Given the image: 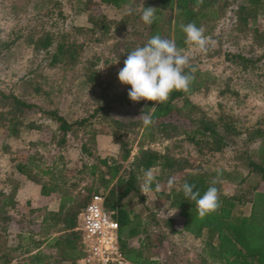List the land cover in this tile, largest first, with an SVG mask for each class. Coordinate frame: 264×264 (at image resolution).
<instances>
[{
    "label": "rangeland",
    "instance_id": "obj_1",
    "mask_svg": "<svg viewBox=\"0 0 264 264\" xmlns=\"http://www.w3.org/2000/svg\"><path fill=\"white\" fill-rule=\"evenodd\" d=\"M55 1L0 0V92L40 109L15 118L8 114L1 123L3 126L0 125V257L8 256V264H31L29 256L35 251L52 255L55 250L52 241L59 237L54 231L62 226H53L50 213L58 212L61 195L67 194L72 199L62 214L68 208L77 210L78 204L98 191L103 198L108 196L116 181L104 186L109 176L99 162L108 160L111 165L114 159L123 169L132 170L130 163L140 148L186 160L190 168L186 174L199 171L212 175L224 171L228 177H220V195L243 196L248 189L251 191L259 178L249 174L246 165L248 161L260 163L264 156V137L249 139L254 130L264 131V36L261 34L264 0L254 10L255 20L251 19L247 27L236 25L232 19L233 10L246 0H236L234 9L230 7L227 13L224 10L218 19H207L204 33L210 41L205 53L194 45L182 49L190 56V66L197 68L199 90L188 96L196 109L187 106L181 115L188 120L217 123L218 130L229 123L234 129L230 131L233 137L218 152L205 146L206 139L196 137L199 142L202 140L201 145L188 139L191 133L185 132L197 127L186 124L188 121L174 123L175 129L167 128V139L150 126L146 128L142 123V117L146 116L144 100L131 101L128 97L131 86L118 80L128 53L148 41V25L141 20L139 11L146 0H130L128 6L119 9L100 6L92 0L93 13L105 16L111 23L104 36L99 32L75 34L73 28L84 25L85 17L81 19L73 14L71 0H57L61 3L57 7ZM52 7L64 13L65 21L55 17L46 21L36 18L43 17ZM128 7L131 13L127 12ZM164 15L167 17L163 38L172 40L173 16L167 12ZM34 27L38 35L45 30L68 31L71 40L83 44L77 62L72 66L47 67L45 51H34L26 41L29 36H36L30 32ZM255 28L259 34H254ZM235 55L242 56L245 62L234 59ZM87 74L96 76L92 86L84 83ZM6 103L0 101V112L8 111ZM174 104L182 107L179 100ZM49 111H56L70 123L87 121L83 127H74L66 134L65 142L58 144L61 133L58 124L45 114ZM15 121L19 122L18 126H14ZM121 143L130 151L124 163H121ZM18 165L23 167L22 173ZM151 170L156 177L151 192L141 191L144 179L141 172L135 183L138 193L120 199L133 224L141 225L139 240L150 241L147 255L157 258L160 264H209L205 235L193 239L188 234L177 233L181 220L178 211L169 206L166 194L178 190L182 182H176L169 190L168 177L161 176V169ZM156 182L161 185L160 191L155 190ZM41 185L48 194H42ZM52 187L58 191L50 192ZM114 190L118 196L121 194V188L115 186ZM7 197L12 199L11 204L3 201ZM244 198L237 209L247 215L251 195ZM168 218H177L176 233L164 226ZM131 242L132 246L136 245V237ZM28 251L31 253L26 255Z\"/></svg>",
    "mask_w": 264,
    "mask_h": 264
},
{
    "label": "trees",
    "instance_id": "obj_2",
    "mask_svg": "<svg viewBox=\"0 0 264 264\" xmlns=\"http://www.w3.org/2000/svg\"><path fill=\"white\" fill-rule=\"evenodd\" d=\"M71 1L74 2L73 14L77 17H85L86 19L84 25L80 24L82 26L73 28L75 34H95L98 32L101 36L108 34L111 23L105 16L95 15L93 13V6H90L92 0H86L85 2L82 0ZM95 3L100 6L119 9L123 8V6H128L130 0H96ZM235 3L236 0H231V2H228V0H202V3H199L198 0H146V2L140 6L139 11L142 14L143 8H156L155 19L151 25H148V40L157 34L162 38L164 37L165 20L167 17V15H164V12L173 16L172 40L175 41L179 49H184L187 44L185 43V34L180 29L181 24L194 22L197 27L204 28L209 22L207 19H218L223 14L224 10H226L227 13V10ZM262 3L263 0H246L242 6H237V8L233 10L234 15L232 16L235 24L247 27L251 19L252 21L255 20V18L252 17L254 10L256 11ZM54 5V7H57L60 6L61 3L56 0ZM54 7L43 15V17L46 18L42 16L36 18L41 21H46L45 19L49 17H55L57 20L62 19V21H65L64 13L60 9ZM168 28L170 29V26ZM35 29H37V27H34L30 32L36 36L31 35L26 41L33 47L34 51H45L47 55V67L54 68L59 65L72 66L77 62L78 56L82 52L83 44H79L73 39L71 40V35L68 31L65 32V30H61L60 32H51L45 30L41 31L40 35H38L39 33H37ZM257 30L255 28L254 34H259ZM261 34L264 36V30L261 31ZM233 58L245 62L240 55H235ZM188 72L189 68H186L185 73ZM197 75V72H195V79L191 83L188 92L174 90L165 103L158 104L155 101L144 100L142 103V105H144L143 113L152 116L154 123L150 127L157 131L158 134H162L165 139L168 138L166 132L167 128L173 127V129H175L174 123L188 121L186 124L191 123L192 126L197 125L196 129L193 128L194 130L185 132L186 134L191 133L188 135V139L197 145H201L202 140L199 142V140H196V137L206 139L204 141L205 146L211 147V151L218 152L228 144L227 139L233 137V135L230 134V131L234 130L232 126H230L229 123H224L222 126L223 129L218 130L219 126L217 123L208 120H188V118L181 115V110L187 108V106L192 110L196 109L188 100V96L199 90ZM95 78L96 76L94 77L87 74L84 83L92 86ZM178 100L182 102L181 108H178V106L174 104V102ZM0 101L7 102L5 107L8 108L7 112H0L1 127L3 126L1 123L5 121V117L8 114L15 118L33 109L40 111L39 108L32 104H26L15 96L6 95L1 92ZM154 106L156 108L153 111L152 107ZM45 114L58 124V130L61 133L58 144L65 142L66 134L72 131L74 127H83L87 121L86 119H82L70 123L56 111L45 112ZM18 125L19 122L15 121L14 126ZM13 131L16 133V130ZM256 136L258 138L264 137V131L261 130V128L254 130L253 133L249 134V139ZM83 148L86 150L85 146H83ZM120 149L123 152L121 163L127 162L130 157V151L126 149L125 143L120 144ZM99 163L106 169L105 175L109 176V180H104V186L107 187L110 182L116 181L115 186L121 188V194L119 196L116 194L114 186L113 189L110 190L109 195L104 197V209L113 214V219L119 225V251L127 264H160L157 258L147 255L148 248L151 247L150 241L148 238L146 239L148 241L139 240L138 235L141 231V225L138 223L135 225L133 224L130 212L120 202L121 198L133 192L138 193V189L135 186L137 175L144 172V170L153 169L155 167L161 169V176L168 177L167 179L174 176L176 182H182L178 190L173 189L166 194L169 206L174 210L178 209V219L181 220L180 229L177 232V218H168L164 225L166 228L174 233L188 234L193 239H200L205 235L206 240L204 244L205 247L208 248V257L206 258L211 261L209 264H264V156L260 163L248 161L246 165L248 173L254 174L259 178V181L252 187L251 191L248 189L243 196H226L219 194L220 207L215 212L203 218L198 216L195 202L184 197L182 185L185 182L194 184V191L198 190L201 195H203L213 179L211 176L217 177L219 175L220 178L226 175V177H228V174L224 171L214 172L212 175H207L199 171H191L186 174L185 171L190 169L186 160H176L171 158L168 154H160L156 151L143 148L139 149L138 155L130 163L132 170L123 169L122 165L115 162L114 159L111 160V165L108 160H102ZM17 169L20 173L24 171L21 165H18ZM215 186L219 191V184ZM152 188H154L153 184ZM41 189L42 194H48L47 188L44 185H41ZM57 191V187H52L50 189L52 193H56ZM249 194L251 198L247 203L250 204V209L246 215L240 213L237 208L242 204L245 199L244 197ZM66 195L67 194L61 195L58 212L50 213L52 220H54L53 226H62V229L57 231V233H61L60 235L64 234L65 236L59 235L58 238L52 241L53 243L51 245L57 252L56 257H58L54 263L76 264L83 256L80 244V233L75 230L77 228L76 220L78 214L84 210L93 195L87 197L83 203L78 204L77 210L73 211V208H68L66 213L62 214L66 206L72 203V199ZM95 195L102 197L103 194L98 191ZM3 201L8 204L12 203L10 197H7ZM134 237H136L137 243L132 246L131 240L134 239ZM206 251L205 253H207ZM28 253L30 254L31 252H26V255ZM7 257L6 255H2L0 257V264H8L10 259ZM29 257V262L31 264H44L49 262L48 259H52V257L40 252V250L37 252L35 251V254Z\"/></svg>",
    "mask_w": 264,
    "mask_h": 264
},
{
    "label": "clouds",
    "instance_id": "obj_3",
    "mask_svg": "<svg viewBox=\"0 0 264 264\" xmlns=\"http://www.w3.org/2000/svg\"><path fill=\"white\" fill-rule=\"evenodd\" d=\"M198 2L202 3V0ZM131 11L132 9L128 7L127 12L131 13ZM155 15L156 8H143L141 20L151 25ZM180 29L185 34L187 45H194L201 53L208 50L210 37L205 36L203 27H197L194 22H190L181 24ZM186 68H189L188 73H185ZM196 71V67L190 66V56L185 54L184 50L179 49L174 40L162 38L157 34L152 36L144 46L137 47L128 53L124 60V67L118 72V80L121 84L131 86L128 91L131 101L139 102L143 99L162 104L167 102L174 90L188 92L195 79ZM155 108V106L152 107L153 111ZM142 123L146 128L151 126L154 123L152 116H143ZM154 181L156 177L152 170H144L141 191L151 192ZM220 182L219 175L213 178L203 195L198 190L194 191V184L185 182L182 185L184 197L195 202L200 218L215 212L220 207L219 191L215 186ZM175 183L176 178L170 177L167 180L168 189L171 190ZM160 189V183L156 182L155 190L160 191Z\"/></svg>",
    "mask_w": 264,
    "mask_h": 264
},
{
    "label": "built area",
    "instance_id": "obj_4",
    "mask_svg": "<svg viewBox=\"0 0 264 264\" xmlns=\"http://www.w3.org/2000/svg\"><path fill=\"white\" fill-rule=\"evenodd\" d=\"M83 256L78 264H127L118 246L119 225L104 209V198L93 195L77 219Z\"/></svg>",
    "mask_w": 264,
    "mask_h": 264
},
{
    "label": "crops",
    "instance_id": "obj_5",
    "mask_svg": "<svg viewBox=\"0 0 264 264\" xmlns=\"http://www.w3.org/2000/svg\"><path fill=\"white\" fill-rule=\"evenodd\" d=\"M79 18H81L82 19V17H79ZM52 207V206H51ZM48 209V208H47ZM80 214V213H79ZM78 214V215H79ZM77 219H78V217H77ZM76 223H77V220H76ZM59 227V226H58ZM54 228V227H53ZM57 231H59V230H57V228L55 229V231L54 232H56L57 233ZM61 233H58L57 235H60ZM56 235V234H55ZM56 255H57V252L55 251V250H52V255H47V256H49V257H52V259H48V261L49 262H51V264L52 263H54L55 262V260L57 259V257H56ZM47 263V262H46ZM79 263V262H78Z\"/></svg>",
    "mask_w": 264,
    "mask_h": 264
}]
</instances>
